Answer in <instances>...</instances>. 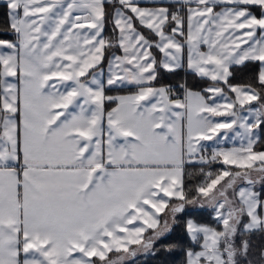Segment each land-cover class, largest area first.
Masks as SVG:
<instances>
[{"label":"snow or ice","instance_id":"6c2138e0","mask_svg":"<svg viewBox=\"0 0 264 264\" xmlns=\"http://www.w3.org/2000/svg\"><path fill=\"white\" fill-rule=\"evenodd\" d=\"M5 3L16 39H0V264H97L93 258L123 264L140 251L151 252L176 214L198 202L212 206L223 229L188 219L186 232L200 250L189 248L186 264H264V246L249 259L250 241H234L245 215L244 233L264 230V202L254 191L264 182V151L253 150L255 130L264 125V0H177L188 7L175 11L163 4L141 7L138 0ZM106 3L113 6L115 46L124 53L109 59L107 86L135 83V95L105 96L103 72H89L114 46L103 38ZM220 4L225 7L214 11ZM137 21L159 39L145 37ZM153 47L163 53L159 65L168 71L182 67L187 47V68L211 79V96L192 91L187 82L145 87L156 79ZM249 62L258 64L251 82L230 84L233 69ZM221 82L236 94L226 104L228 114L235 117L236 104L255 101L260 107H249L254 121L213 119L224 115L208 102L224 95L215 86ZM106 100L117 103L105 114ZM221 129L235 132L241 148L214 150L210 159L222 156L239 170L207 173L189 199L185 167L209 163L198 156L200 141ZM238 181L248 186L237 191ZM147 230L152 235L146 238ZM112 252L120 255L110 259Z\"/></svg>","mask_w":264,"mask_h":264},{"label":"trees","instance_id":"16d2710c","mask_svg":"<svg viewBox=\"0 0 264 264\" xmlns=\"http://www.w3.org/2000/svg\"><path fill=\"white\" fill-rule=\"evenodd\" d=\"M107 17L105 22V27L103 31L104 39L111 41L113 47H107L105 49L104 58L101 63L109 56V54L116 48V30H114V25L112 24V11L113 6L110 4L105 5ZM6 3L0 1V39H12L13 34L8 29L6 23ZM258 68L257 63L249 62L245 69L234 68V75L230 78L229 83H240L248 84L251 82V77L253 71ZM156 79L153 83L167 84L172 83L174 85L187 82L190 89L201 90L204 92L203 87L209 83H213L210 79L205 77H200L196 75L193 71H183L178 68L174 71H168L156 66ZM221 87H225V84L221 82L218 84ZM118 89L124 90L121 87L107 88L106 92L114 93L119 91ZM120 90V91H121ZM112 104V101H105L104 107L108 108ZM257 103L253 101L251 105H256ZM259 137L257 138L256 144L253 149H264V125L259 128ZM218 165H221L219 162ZM207 164H187L184 173V188L188 193L189 199L195 197V186L201 179V172L197 169L205 168ZM231 171L238 170L232 166H229ZM234 173V172H233ZM239 182V181H238ZM237 182V183H238ZM254 191L260 193V199L264 198V182H258L254 186ZM197 195V194H196ZM163 214L161 213V224L163 219ZM187 218L193 219L195 222L200 224H205L217 230H222L223 225L212 215V208L203 205L198 202L195 206H186L185 210L181 213L176 214V222L172 225L171 230L166 233L164 237L155 242V247L151 252H141L135 257L127 258L123 264H185L186 260V250L191 248L193 251L199 248V243H194L185 229V222ZM247 220V216L242 217V224L239 226V230L234 237V241L237 245L244 239L250 241V251L252 255L249 259L258 256L259 251L262 246H264V230H256L252 233L243 232V223ZM145 237L152 235V230H147L145 232ZM169 244H174L176 247L172 248L170 251H166L165 248ZM119 253L112 252L109 254V258L113 259L114 256H118ZM97 260L98 258H93ZM114 260V259H113ZM243 264H247L246 261Z\"/></svg>","mask_w":264,"mask_h":264},{"label":"crops","instance_id":"0c3cea01","mask_svg":"<svg viewBox=\"0 0 264 264\" xmlns=\"http://www.w3.org/2000/svg\"><path fill=\"white\" fill-rule=\"evenodd\" d=\"M0 1L5 2V0H0ZM138 2H139V6H141V7H153V6H158L160 4H163L164 6L170 7V10H172V11H175L178 7H181V6L184 9H186L188 7V5L178 4L177 0H138ZM192 6L194 7L195 5H192ZM224 7H225V5L220 4V5L216 6L214 11L219 12ZM250 10L254 14H259V11H260L258 8H255V7L251 8ZM181 15H185L186 16V11H182ZM136 27H137V30L139 32H141L145 37H147L152 42H155V41H157L159 39L147 27L140 25L138 21L136 22ZM168 31L170 33V29ZM186 32H187V25H186V22H185V33ZM12 34H13V38L9 39L10 41L16 39L15 34L14 33H12ZM117 36H118V31H116V38H117ZM103 38H104V35H103ZM177 38L181 39V40L184 39L183 37H177ZM5 40H8V39H5ZM116 43H117V41H116ZM200 47H201V51H205V52L207 51V46L201 45ZM151 51L153 53V56L156 58V60L158 62L156 66L164 69L163 67H161L159 65V61L162 59L163 53H160L159 50L156 49L155 47H153L151 49ZM123 54L124 53H123L122 49H120L118 46H116V48L104 60V63H101L102 62L101 61L100 64L96 68L89 70L90 73H92V72H101V71L103 72V75H102L101 79H102V81L104 82V84L106 86L105 87V96L117 97V96L135 95L140 90L139 86H137L135 83H131V82H128V81H124V82H122L120 84L113 85V86H107V79H108V75H109V59L112 56H114V55L123 56ZM181 62H182V67H180V69H182L183 71H192V70L187 68V47H185L184 50H183V53H182V56H181ZM54 79H59V78L57 77V78H54ZM84 79H85V77H81V80H84ZM87 79L90 80L91 76L88 75ZM208 79H210V78H208ZM153 82H154V80L149 82V83H145L144 86L156 89V88H159L161 86H167V84H168V83L167 84H160V83H153ZM68 83H71V82H68ZM212 86H213V83L207 84L205 87H203L204 92L201 91V90H196V89H191V90L195 91V92H200L202 95H204L207 98L208 96H211V93L207 92L206 89H208V88H210ZM215 86L222 88L223 89V93H224L223 96H216V97L213 98V100L208 101L209 103H215L216 105H218L219 106V111L224 113V115L214 117L213 119L215 121H217V122H230L231 120L236 119L237 117H241L242 118V117H245V116L249 117L250 120L254 121L255 117L249 115V107L256 108V105H246L244 107H241L239 104H236L235 105L236 116L235 117L231 116V115L228 114L229 110L226 108V104L231 102V101H234L236 99V94L232 93L230 91L228 85H225V87H221L219 85H215ZM114 87H121L124 90L118 89L119 91H117V92L115 91L114 93L113 92L112 93L106 92L107 88H114ZM230 93H231V95H233V99H232ZM183 95H184V93L182 91V93L179 96V98L183 99ZM172 98L175 99L176 97H172ZM157 99L158 98L153 99L152 103H156ZM116 103L117 102H112V104L108 108L105 109V114L107 113V111H110L112 108L116 107ZM75 110H78V109H75ZM174 110H176V109L174 108ZM103 125H104V127L106 129L107 128V120H106V118L103 121ZM225 133H227V135H225ZM258 137H259V129H256L255 130V135H254L253 138L257 140ZM241 145H242V141L240 140L239 137H236L235 132H233L231 130H228V129H221L220 132L217 134V136H214L212 140H202V141H200L198 156L199 155H204V156H206L208 158V157L212 156L214 150H221L222 149L224 151H230L233 148H236V149L241 148ZM243 145L246 147V145H247V141L246 140L243 141ZM253 150L257 151L256 149H253ZM218 159L221 160V162H223V157L222 156L219 157ZM247 186L248 185L246 184V182L242 183V182L239 181L237 183L236 190L238 191L239 187H247ZM261 201L264 202V198H262ZM173 203H175V201H173ZM201 203L203 205H205V206H208V207L212 208V206L209 205L207 202H201ZM212 210H213V208H212ZM259 212H260V215L262 217H264V208H261L259 210ZM214 214H215V212L214 213L212 212L213 216H214ZM160 216H161V214H160ZM214 217L216 218V216H214ZM188 219H191V218H187L186 221ZM247 222H248V217H247V220L244 223H247ZM197 224H200V223H197ZM201 225H205V224H201ZM199 250H200V245H199V248L197 250H195V251H199ZM142 252H144V251H142ZM139 253H141V252H139ZM185 260H186V258H185ZM185 264H186V262H185Z\"/></svg>","mask_w":264,"mask_h":264},{"label":"rangeland","instance_id":"374dc122","mask_svg":"<svg viewBox=\"0 0 264 264\" xmlns=\"http://www.w3.org/2000/svg\"><path fill=\"white\" fill-rule=\"evenodd\" d=\"M3 40H5V39H3ZM9 40V39H8ZM230 84H232V85H245V84H240V83H230ZM230 95H231V93H230ZM231 97H232V99H233V95H231ZM260 107V105L259 104H256V108H259ZM257 150V152H260V151H264V149L262 148V149H256ZM211 157H208V159H209V163H206L207 164V167H205V168H200V169H197V170H199L201 173L200 174H202L201 175V179L198 181L199 183H197V185L195 186V188L197 187V186H199L201 183H203L204 181H205V178H206V174L207 173H209V172H211L212 174H213V177L215 176V174H218L220 171H224V170H227V171H230V172H232L231 171V168L229 167V166H232V167H234V168H237L235 165H225L223 162H221V160H219V159H217V160H215V161H211V159H210ZM221 163V165H218V163ZM238 169V168H237ZM239 170V169H238ZM238 170H234L233 172H236V171H238ZM225 179H227V177L225 178ZM253 179H258V176H257V174L256 173H253ZM240 182H245V181H240ZM221 183H223V181L221 182ZM230 191V194L232 193V190H229ZM196 194L197 193H195V196H196ZM196 205V204H195ZM195 205H187V206H195ZM212 212L214 213V211L212 210ZM214 216H216V214H214ZM163 219H162V224H163V221H164V219L166 218L165 216H164V214H163ZM168 219H170V217H168ZM133 247H135V246H133ZM140 252H142V251H140ZM120 255V254H119ZM118 255V256H119ZM118 256H114L113 257V259L115 260ZM127 258H129V257H127ZM126 258V259H127ZM125 259V260H126Z\"/></svg>","mask_w":264,"mask_h":264},{"label":"built area","instance_id":"2783aa9c","mask_svg":"<svg viewBox=\"0 0 264 264\" xmlns=\"http://www.w3.org/2000/svg\"><path fill=\"white\" fill-rule=\"evenodd\" d=\"M167 86H174V84H172V83H168ZM181 93H182V90L178 93V95L180 96ZM176 96H177V93H176L175 90H174L173 93H172V97H176Z\"/></svg>","mask_w":264,"mask_h":264}]
</instances>
